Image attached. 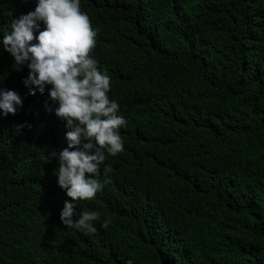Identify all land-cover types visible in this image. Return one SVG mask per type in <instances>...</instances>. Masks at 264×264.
<instances>
[{"label": "trees", "instance_id": "16d2710c", "mask_svg": "<svg viewBox=\"0 0 264 264\" xmlns=\"http://www.w3.org/2000/svg\"><path fill=\"white\" fill-rule=\"evenodd\" d=\"M38 0H0V40ZM126 124L66 227V121L0 46V264H264V0H80ZM40 23V30H44ZM39 33L37 32L36 35ZM35 42V41H34ZM107 168V172L105 169ZM110 221L107 227L103 224Z\"/></svg>", "mask_w": 264, "mask_h": 264}, {"label": "clouds", "instance_id": "9594fccd", "mask_svg": "<svg viewBox=\"0 0 264 264\" xmlns=\"http://www.w3.org/2000/svg\"><path fill=\"white\" fill-rule=\"evenodd\" d=\"M41 22L45 26L42 31ZM97 33L89 16L81 11L80 0H38L35 10L13 20L0 40L14 65L19 68L27 64L29 73L23 83L32 86L29 95L35 96L37 90L43 95L49 87L48 97L55 107L46 102V111H54L58 119L66 121L67 147L58 157L50 154L58 158L55 176L68 198L60 221L66 227L88 233L96 231L93 222L100 214L84 211L74 220L76 202L92 200L109 182L98 179L100 166L106 152L116 156L123 150L119 129L126 124L118 115L119 104L108 95L111 77L100 70L90 55ZM16 106H22L16 92L0 91V113L4 117L16 115ZM108 223L105 221L103 226Z\"/></svg>", "mask_w": 264, "mask_h": 264}]
</instances>
